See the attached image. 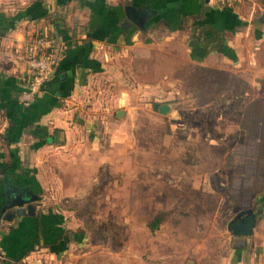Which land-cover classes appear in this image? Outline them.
I'll return each instance as SVG.
<instances>
[{
    "label": "crops",
    "instance_id": "crops-1",
    "mask_svg": "<svg viewBox=\"0 0 264 264\" xmlns=\"http://www.w3.org/2000/svg\"><path fill=\"white\" fill-rule=\"evenodd\" d=\"M126 5L147 10L141 25L127 17ZM262 11L264 0L231 5L215 0H0V264L32 258L56 264L53 257L66 256L65 249L81 240L48 193L58 185L49 153L69 159L76 149L96 152L98 144L106 147L102 160L112 161L111 151L127 149L128 122L116 111L126 113L123 105L138 96L151 105L149 97L172 104L168 96L178 89L159 82L171 80L161 65L173 62L177 50L200 67L240 73L251 65L258 69L264 98ZM38 32L56 36L60 58L25 106L19 101L26 81L21 52ZM151 77L159 82L146 81ZM191 107L196 111L199 104ZM123 126L126 131L118 130ZM57 129L60 144L54 140ZM17 207L23 211L16 213ZM248 207L256 213L253 234L230 235L220 264H264V190Z\"/></svg>",
    "mask_w": 264,
    "mask_h": 264
},
{
    "label": "rangeland",
    "instance_id": "rangeland-1",
    "mask_svg": "<svg viewBox=\"0 0 264 264\" xmlns=\"http://www.w3.org/2000/svg\"><path fill=\"white\" fill-rule=\"evenodd\" d=\"M171 57L161 65L171 80L146 79L178 89L168 96L171 114L152 110L144 96L132 97L122 117L129 144L111 151L112 161L102 160L107 151L98 144L96 152L76 149L69 159L49 153L58 185L48 193L81 236L66 256L53 257L56 264H220L232 235L227 221L239 210L225 157L254 122L244 118L248 99L263 98L258 69L244 65L240 74L207 66L219 72L192 64L180 50Z\"/></svg>",
    "mask_w": 264,
    "mask_h": 264
},
{
    "label": "trees",
    "instance_id": "trees-1",
    "mask_svg": "<svg viewBox=\"0 0 264 264\" xmlns=\"http://www.w3.org/2000/svg\"><path fill=\"white\" fill-rule=\"evenodd\" d=\"M207 70L221 71L214 68L209 69V67ZM228 74L233 76L230 72ZM217 78L219 79V76ZM220 81L222 84V80ZM223 93L218 92L216 95ZM244 118L248 122L250 119L254 122L250 127L244 126L246 127L245 140L237 144L225 157L226 164L232 168L234 177L233 190L230 195L233 201L242 208L248 207L251 199L264 190V142L261 137L264 134V99L261 97L248 99ZM257 129L261 130L255 131Z\"/></svg>",
    "mask_w": 264,
    "mask_h": 264
},
{
    "label": "built area",
    "instance_id": "built-area-1",
    "mask_svg": "<svg viewBox=\"0 0 264 264\" xmlns=\"http://www.w3.org/2000/svg\"><path fill=\"white\" fill-rule=\"evenodd\" d=\"M224 4H236L242 0H215ZM25 61L26 81L19 93L22 105H29L52 76L59 58L60 49L55 35L38 32L30 35L22 49Z\"/></svg>",
    "mask_w": 264,
    "mask_h": 264
},
{
    "label": "water",
    "instance_id": "water-1",
    "mask_svg": "<svg viewBox=\"0 0 264 264\" xmlns=\"http://www.w3.org/2000/svg\"><path fill=\"white\" fill-rule=\"evenodd\" d=\"M126 15L129 19L133 20L135 23L141 25L143 17L147 14V10L144 8L137 9L132 5L125 6ZM260 20L264 22V11L260 15ZM148 100L151 101V108L163 115H170L172 111V104L169 101L158 102L154 101L153 97H149ZM124 109L119 108L116 111V116L122 118L124 115ZM54 140L56 144L62 143V133L59 129L55 131ZM23 201V200H22ZM16 211H23V207H17ZM256 224V213L252 207H246L239 209L234 213V215L227 221L226 228L228 232L232 235L237 236H248L253 234L254 227Z\"/></svg>",
    "mask_w": 264,
    "mask_h": 264
}]
</instances>
